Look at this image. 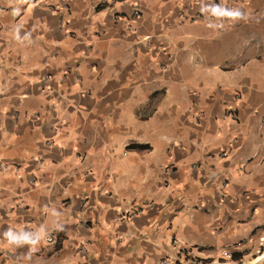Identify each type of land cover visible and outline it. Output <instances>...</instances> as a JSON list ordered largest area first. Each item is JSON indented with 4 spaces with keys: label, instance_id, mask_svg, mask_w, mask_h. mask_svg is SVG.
<instances>
[{
    "label": "crops",
    "instance_id": "0c3cea01",
    "mask_svg": "<svg viewBox=\"0 0 264 264\" xmlns=\"http://www.w3.org/2000/svg\"><path fill=\"white\" fill-rule=\"evenodd\" d=\"M225 248L264 264V0H0V264Z\"/></svg>",
    "mask_w": 264,
    "mask_h": 264
},
{
    "label": "built area",
    "instance_id": "2783aa9c",
    "mask_svg": "<svg viewBox=\"0 0 264 264\" xmlns=\"http://www.w3.org/2000/svg\"><path fill=\"white\" fill-rule=\"evenodd\" d=\"M134 17L140 16L139 9H136L133 14ZM126 213H129V210H126ZM45 239L49 243H54L56 241V236L52 232H48L45 236ZM187 264H242L241 262H238L233 259V255L230 249L225 248L221 251L220 255L216 258H212L211 260H191L187 262Z\"/></svg>",
    "mask_w": 264,
    "mask_h": 264
},
{
    "label": "clouds",
    "instance_id": "9594fccd",
    "mask_svg": "<svg viewBox=\"0 0 264 264\" xmlns=\"http://www.w3.org/2000/svg\"><path fill=\"white\" fill-rule=\"evenodd\" d=\"M234 15H236V16H239V15H241V13L237 10L235 13H234ZM10 232H8V233H5V235H7V236H10Z\"/></svg>",
    "mask_w": 264,
    "mask_h": 264
}]
</instances>
